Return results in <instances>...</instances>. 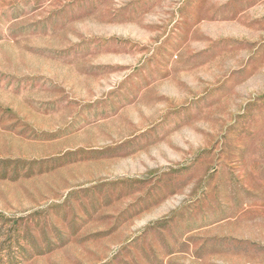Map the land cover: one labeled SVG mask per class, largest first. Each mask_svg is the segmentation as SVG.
<instances>
[{"label":"rangeland","instance_id":"374dc122","mask_svg":"<svg viewBox=\"0 0 264 264\" xmlns=\"http://www.w3.org/2000/svg\"><path fill=\"white\" fill-rule=\"evenodd\" d=\"M0 264H264V0H0Z\"/></svg>","mask_w":264,"mask_h":264}]
</instances>
